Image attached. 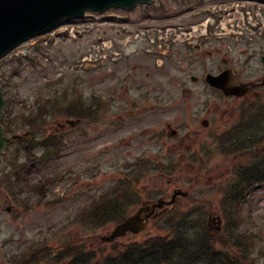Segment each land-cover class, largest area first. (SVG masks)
I'll return each mask as SVG.
<instances>
[{
  "label": "rangeland",
  "instance_id": "1",
  "mask_svg": "<svg viewBox=\"0 0 264 264\" xmlns=\"http://www.w3.org/2000/svg\"><path fill=\"white\" fill-rule=\"evenodd\" d=\"M160 1H163L170 11L178 8L175 2L179 0ZM203 1V4L198 6L199 8L211 2L210 0ZM142 10L136 8L129 13L113 12L121 17V20L113 21L115 28L122 32L128 31V34L118 35L114 30H109L104 36L103 43L100 44L95 41L94 31L84 33L85 37L77 42L67 40V36L46 39L48 41L44 38L35 39L9 53L4 63L0 65V79L3 81H7V77L10 79L7 90L18 93L19 101L15 111H19L24 105L31 106L35 99L41 96V98L50 97L57 90L70 88L74 79L79 80V88L86 97L100 95L105 102L108 99L111 100L110 112L104 121L81 125L80 131L71 127L65 128L67 148L59 160L31 169L28 175L31 184L52 178L68 170L56 184L49 188H42V192L47 194L45 199L57 203L50 209H45L41 205L15 223L5 216V206L2 205L0 240L3 241L2 249L6 252L21 251L27 247L31 238L41 239L45 236L53 244L74 238L75 240H87L85 243L91 247L100 245L99 237L108 234L111 227L88 234L80 227H69V219L77 215L108 188L119 176L117 170L123 161L133 158L144 147L153 148L147 134L164 129L166 125L174 126L185 120L190 121L193 110L191 100L199 95V90L202 88L200 84H192L188 81L190 76H199L205 67L214 69L220 57L242 58L234 46L235 43L221 45L219 48L211 46L207 49L210 57L202 55V57L195 58L192 64H189V58L181 55L184 54V50L168 55L167 60L161 55L150 56L144 50L148 49L146 44L151 45L157 35L156 31L149 30L150 25L177 22V17L173 15L169 20L143 18ZM188 20L193 19L188 17L184 22ZM216 49L222 53H217ZM101 51L104 54L114 52L119 57L103 64H83L82 66L81 61H92L101 55ZM26 56H30L33 62L25 61ZM162 59L165 65L160 69L157 62ZM19 63L22 65L19 66L17 73L15 68ZM2 73L4 79L1 77ZM180 81H185L190 93H185L180 89ZM142 95L177 97L174 99L175 102L165 106L150 102L146 104L147 109L144 110L145 104L139 98ZM184 96H188V99L182 104ZM194 104L197 105L195 102ZM224 105L220 104V108L216 110L223 113ZM163 107L168 111L159 109ZM131 108H134L133 112ZM139 109H143V112L137 113ZM127 116H133V118L127 119ZM83 132L86 135L81 136ZM141 132L144 137L139 136ZM187 147L184 145L176 149L179 161L182 158V152ZM222 165L221 159L215 158L208 165L201 184L188 192V198H179L176 204L185 208L187 201L194 199L199 192L205 190V185L208 187L223 178L225 175L222 173L225 169L220 167ZM193 172L194 168L185 167L169 178L150 176L142 183V191L151 193L152 190H163L166 195L165 199L168 200L173 186L183 192L187 190L184 181ZM202 198L212 201L216 206L217 197L210 191L204 193ZM215 210L216 207H214ZM240 215L242 225L237 220L231 225L230 242L223 244L215 236L213 239L218 246L225 245V250L229 257L233 258L235 264H264V187L255 192L252 201L243 207ZM215 217L217 214L211 215V219ZM139 219L141 220L140 217ZM210 226L214 229L216 224L212 222ZM153 230V225H148L145 232L153 234ZM244 234H248L245 236L248 242L239 246L237 243ZM11 235L17 240L15 243L14 240H9ZM140 237L139 235L134 239L139 240Z\"/></svg>",
  "mask_w": 264,
  "mask_h": 264
},
{
  "label": "trees",
  "instance_id": "2",
  "mask_svg": "<svg viewBox=\"0 0 264 264\" xmlns=\"http://www.w3.org/2000/svg\"><path fill=\"white\" fill-rule=\"evenodd\" d=\"M79 105L80 104L78 103L71 105L68 104L66 109H74V111H70L68 114L73 115L74 118H81L82 115L79 112ZM38 115L41 120L46 121L47 118L51 116V110L41 108L39 109ZM85 117H87V115H85ZM13 126L16 127L17 125H13L10 122L6 123L5 127L11 132L13 131ZM26 126L28 128L30 127L32 134L37 132L36 130L40 129V127H44V125L38 124V121H36L34 125ZM120 196H123V193ZM130 203L131 201L124 198L107 202L102 201L93 207L91 211H93L92 213H94V215L97 214V223L100 226L105 227L110 223L122 221L126 215L125 211L127 209V205ZM89 212L86 216H90L92 214ZM176 216L177 217H170L163 223V226H168L167 231L170 232L166 239L158 238L156 243L141 249L131 247L127 250H120L117 252L119 256L116 259H112L110 257L102 259V256H99L97 261L92 263V258L87 257L88 259L86 262H79L78 264H191L192 261L199 264H209L208 258L209 252H211L207 247L210 245L209 241L206 237L188 238L187 233L190 232L188 225L194 224L195 221L187 215ZM91 218L95 219L94 216H91ZM160 227L162 226L160 225ZM162 229L166 230L163 227ZM183 236H185V238ZM220 255H222V253H220ZM67 256H71V254L67 253ZM76 257L77 255H74L73 260L68 264H74ZM78 257L81 258L80 256ZM211 257L216 258L217 256L214 254L211 255ZM224 257L225 259L222 264H235L233 262V258L229 257L228 253L224 255ZM203 259H205V262H199Z\"/></svg>",
  "mask_w": 264,
  "mask_h": 264
},
{
  "label": "water",
  "instance_id": "3",
  "mask_svg": "<svg viewBox=\"0 0 264 264\" xmlns=\"http://www.w3.org/2000/svg\"><path fill=\"white\" fill-rule=\"evenodd\" d=\"M151 2L152 0H0V58L14 46L64 18L83 16L87 10L104 11L110 7L131 9L137 4ZM227 81L228 84L221 87L225 92L231 89L230 76ZM211 83L218 86L213 80ZM2 110L0 90V117ZM7 141L2 137L0 128V152ZM141 214L139 211L119 225L110 237L105 238V241H112L116 237L125 235L127 231L137 232L143 228L144 220L139 219Z\"/></svg>",
  "mask_w": 264,
  "mask_h": 264
},
{
  "label": "bare ground",
  "instance_id": "4",
  "mask_svg": "<svg viewBox=\"0 0 264 264\" xmlns=\"http://www.w3.org/2000/svg\"><path fill=\"white\" fill-rule=\"evenodd\" d=\"M223 25L225 26L226 25V22H224Z\"/></svg>",
  "mask_w": 264,
  "mask_h": 264
}]
</instances>
